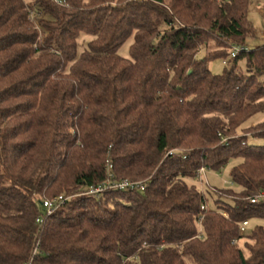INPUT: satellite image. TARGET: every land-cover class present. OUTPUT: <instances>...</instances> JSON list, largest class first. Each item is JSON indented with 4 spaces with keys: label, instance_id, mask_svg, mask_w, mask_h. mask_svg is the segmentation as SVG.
<instances>
[{
    "label": "trees",
    "instance_id": "obj_1",
    "mask_svg": "<svg viewBox=\"0 0 264 264\" xmlns=\"http://www.w3.org/2000/svg\"><path fill=\"white\" fill-rule=\"evenodd\" d=\"M250 4L0 0V264H264L241 231L264 220V124L237 136L264 112ZM232 159L239 191L185 181ZM108 179L144 189L81 195Z\"/></svg>",
    "mask_w": 264,
    "mask_h": 264
},
{
    "label": "rangeland",
    "instance_id": "obj_2",
    "mask_svg": "<svg viewBox=\"0 0 264 264\" xmlns=\"http://www.w3.org/2000/svg\"><path fill=\"white\" fill-rule=\"evenodd\" d=\"M248 20L252 24L255 32L256 37L253 39L248 40L247 48H257L264 44V0H251V4L248 10ZM92 40L91 36L83 35L80 38L79 44L80 49L79 52L83 51V49L87 46V44ZM133 44V37H131L119 50V55L125 59H131L130 48ZM207 55L206 48H202L198 54L199 59H203ZM230 60H223L221 58H216L214 60H210L208 62V67L210 71L214 75H221L223 74L224 70L228 65L226 63ZM230 62V61H229ZM246 63L244 61L240 62L238 65L239 70L245 71ZM264 124V112L258 113L247 120L245 123L241 125V127L237 130V136H243L248 133L251 129L255 128L256 126ZM252 144L264 145V141L256 140L255 138H250ZM241 162L240 159H232L230 162L224 166L220 171H211L207 170L203 177V181L205 184L204 187L210 186L215 189H234L235 191H239V187L233 185L231 182L230 173L234 166ZM186 183L190 186H195L198 190L202 189V178L192 180L186 179ZM214 202L210 200L208 203V208L213 209ZM255 227H263L264 228V220L256 219L252 220L247 227V233H250L253 228ZM247 240H242L239 244L241 247H244V244Z\"/></svg>",
    "mask_w": 264,
    "mask_h": 264
},
{
    "label": "built area",
    "instance_id": "obj_3",
    "mask_svg": "<svg viewBox=\"0 0 264 264\" xmlns=\"http://www.w3.org/2000/svg\"><path fill=\"white\" fill-rule=\"evenodd\" d=\"M240 48H235L231 54V57H235L238 52H240ZM206 170L201 169L199 172L200 177L203 180V177L205 175ZM110 178H112V175H110ZM135 188H143V183H133L130 181H112L111 179H108L105 183L98 185V186H92L87 190L85 193L81 195L91 196V197H100L105 191L111 190V189H118V190H128V189H135ZM68 198H65L63 196H60L54 200H46L43 204L44 208L47 210L48 214H52L54 211H56L58 208H60ZM249 226L248 222H244L242 225L241 231L244 233Z\"/></svg>",
    "mask_w": 264,
    "mask_h": 264
}]
</instances>
